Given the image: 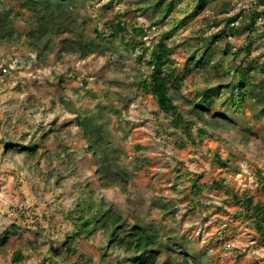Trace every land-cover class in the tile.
Instances as JSON below:
<instances>
[{
	"label": "rangeland",
	"instance_id": "1",
	"mask_svg": "<svg viewBox=\"0 0 264 264\" xmlns=\"http://www.w3.org/2000/svg\"><path fill=\"white\" fill-rule=\"evenodd\" d=\"M209 1L196 12L197 0H174L166 14L147 0H75L71 18L56 23L72 32L38 40L35 13L0 0L12 31L0 36V264H13L17 249L19 264H129L103 229L71 238L84 201L156 232L157 264H264V234L243 203L264 201V111L249 96L236 107L225 88L195 111L197 92L235 82L236 68L249 65L250 77L263 79L264 14L252 29L242 22L264 3L231 0L219 13L221 0ZM117 22L127 31L116 34ZM79 38L81 51L63 50ZM161 39L171 49L165 70L180 78L169 84L180 116L160 110L144 86ZM209 45L217 50L201 68L195 60ZM87 118L104 127L109 165L122 176L101 179Z\"/></svg>",
	"mask_w": 264,
	"mask_h": 264
},
{
	"label": "trees",
	"instance_id": "2",
	"mask_svg": "<svg viewBox=\"0 0 264 264\" xmlns=\"http://www.w3.org/2000/svg\"><path fill=\"white\" fill-rule=\"evenodd\" d=\"M22 6L29 8L35 13L38 18V27L33 29L30 33L32 37L41 40L49 33H53V30H60V32L71 31L70 28L59 25L57 29L56 23L58 19L63 16L71 18V10H73V3L75 0H21ZM147 6L153 9L165 5L166 14H168L174 5V0H147ZM264 3V0H259ZM210 4L209 0H197L195 9L196 12H202ZM216 10L219 13H228L232 8L231 0H221L216 6ZM214 7V8H215ZM264 14V8L259 12L255 11L251 15V21L242 22L245 29H252L256 23V19L259 15ZM9 14L7 11L0 14V36L4 38H10L12 31L9 29L10 24L8 23ZM238 20V15L234 14L227 18L229 25L235 26V22ZM116 34L127 31V26L123 22H117L114 24ZM113 31V32H114ZM134 32H144L142 27H137ZM100 36V34H99ZM250 36V35H249ZM252 37H249V43L247 51L249 52L250 45L252 44ZM66 42V41H65ZM68 42H66L67 44ZM82 41L77 39L70 45H65L63 50L67 52H77L83 49ZM231 45L227 43L226 52L228 53L231 49ZM206 53H202L197 56L195 60L199 63V67L204 68L206 64L211 63L212 54L211 50H217V47L211 45L207 48ZM170 47L165 44V40L161 39L157 45L151 50V59L149 65L152 67L150 73V80L144 81V86L148 89L153 97L155 98L160 110L172 113L180 116L177 111V105L173 102L170 94V82L180 80L174 72H167L165 66L169 63ZM210 51V52H209ZM89 50L83 51V56L89 54ZM93 52V51H92ZM251 66H245L242 70L238 68L235 72H240L239 77L233 83H222L217 88L207 86L202 91L197 92L202 94L199 98L198 104L195 105V111H199L202 108H209L211 103L214 101L213 93L220 91L222 88L227 89L229 93V99L232 104L236 107H241L242 101L247 96L251 97L260 110L264 111V77L260 81H255L250 77ZM181 118V117H180ZM178 122V121H177ZM179 124V123H177ZM81 125L86 129V137L89 144L90 150L93 152L98 164V172L103 182L122 176L125 174L123 170L117 165L116 171L112 169L110 164L108 153L110 149L106 141V132L102 125L96 122L93 118H87L81 121ZM8 146H14V144H8ZM118 178V177H117ZM120 178V177H119ZM244 205L248 212L252 213L258 219V227L264 234V201L253 203L251 197H245L243 200ZM78 212L77 217L71 218L74 224V230L71 238L84 236L91 237L98 230H105L106 237L108 238V245L110 248H122L125 252L130 253V256L125 259L129 264H157L160 257V248L157 246L158 234L149 227L142 224L130 225L123 217L122 214L116 210L109 208L102 210V208H95L93 203H78L75 209ZM8 231H4L1 237V243L6 241ZM72 239H67L66 244L69 248L72 245ZM24 255L20 249L15 250L12 263L19 264L23 261ZM164 264H172L169 261H165Z\"/></svg>",
	"mask_w": 264,
	"mask_h": 264
}]
</instances>
